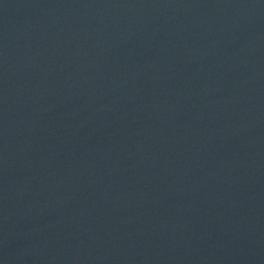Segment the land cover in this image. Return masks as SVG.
I'll use <instances>...</instances> for the list:
<instances>
[{
  "label": "water",
  "instance_id": "1",
  "mask_svg": "<svg viewBox=\"0 0 264 264\" xmlns=\"http://www.w3.org/2000/svg\"><path fill=\"white\" fill-rule=\"evenodd\" d=\"M0 264H264V0H0Z\"/></svg>",
  "mask_w": 264,
  "mask_h": 264
}]
</instances>
